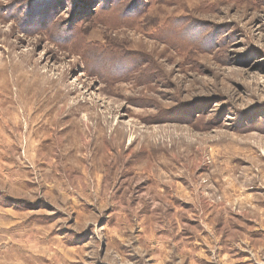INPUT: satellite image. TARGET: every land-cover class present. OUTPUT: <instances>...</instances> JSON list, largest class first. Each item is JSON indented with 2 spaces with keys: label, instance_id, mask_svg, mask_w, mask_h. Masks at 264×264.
I'll use <instances>...</instances> for the list:
<instances>
[{
  "label": "rangeland",
  "instance_id": "1",
  "mask_svg": "<svg viewBox=\"0 0 264 264\" xmlns=\"http://www.w3.org/2000/svg\"><path fill=\"white\" fill-rule=\"evenodd\" d=\"M105 2L0 0V264H264V0Z\"/></svg>",
  "mask_w": 264,
  "mask_h": 264
},
{
  "label": "trees",
  "instance_id": "2",
  "mask_svg": "<svg viewBox=\"0 0 264 264\" xmlns=\"http://www.w3.org/2000/svg\"><path fill=\"white\" fill-rule=\"evenodd\" d=\"M105 3L107 4V6H109V5H111L112 0H106ZM105 3H104V4H105ZM119 6H120V7H124V3H122V0H116V1L113 3V5H111L107 10L117 11V10H119ZM134 6H135V5L128 7V8H130L129 11H131L132 14L135 13V12H138V11H139V9L136 8V7H134ZM127 13H128V12H125L124 14H122V15H121L122 18L127 19V18H128V17H127V16H128ZM139 14H140V13H138V16H139ZM131 17H133V19H134V15H132ZM119 22H120V21H119ZM134 22L136 23V21H134ZM120 23L127 24V23L124 22L123 20H122V22H120ZM133 24H134V23H133ZM58 40H59L60 42H63V40H60V39H58ZM60 44H63V43H60Z\"/></svg>",
  "mask_w": 264,
  "mask_h": 264
},
{
  "label": "crops",
  "instance_id": "3",
  "mask_svg": "<svg viewBox=\"0 0 264 264\" xmlns=\"http://www.w3.org/2000/svg\"><path fill=\"white\" fill-rule=\"evenodd\" d=\"M2 217H3V216H2V214H1V208H0V218L2 219ZM3 219H6V218L3 217Z\"/></svg>",
  "mask_w": 264,
  "mask_h": 264
}]
</instances>
